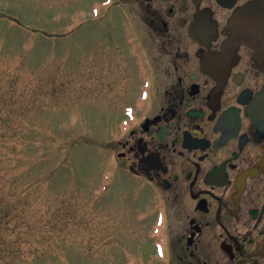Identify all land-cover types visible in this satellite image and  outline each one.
Masks as SVG:
<instances>
[{"label":"flooded vegetation","instance_id":"1","mask_svg":"<svg viewBox=\"0 0 264 264\" xmlns=\"http://www.w3.org/2000/svg\"><path fill=\"white\" fill-rule=\"evenodd\" d=\"M59 2L77 5L67 34L87 20L104 49V108L119 113L93 139H106L105 192L125 179L127 254L264 264V0ZM256 4L247 37L232 39L230 20Z\"/></svg>","mask_w":264,"mask_h":264},{"label":"rangeland","instance_id":"2","mask_svg":"<svg viewBox=\"0 0 264 264\" xmlns=\"http://www.w3.org/2000/svg\"><path fill=\"white\" fill-rule=\"evenodd\" d=\"M3 4L12 15L0 16V160L14 159L9 194L21 192L25 214L0 234V264H138L122 235L125 179L103 193L109 153L106 139H93L119 113L104 108V49L89 43L96 33L84 18L67 34L74 21L61 19L76 4Z\"/></svg>","mask_w":264,"mask_h":264},{"label":"trees","instance_id":"3","mask_svg":"<svg viewBox=\"0 0 264 264\" xmlns=\"http://www.w3.org/2000/svg\"><path fill=\"white\" fill-rule=\"evenodd\" d=\"M11 150H14V145L10 148V151ZM13 162L14 159L9 157L5 159L6 165H2L4 161L0 160V171H3V173L0 174V234L9 230V226L14 219H19V215L25 214L24 208H22L24 205L22 201L24 200H17L21 192L9 194L11 190H14L13 188L17 184V179L12 177L13 171L15 170ZM15 242H18L19 246L22 240H16Z\"/></svg>","mask_w":264,"mask_h":264},{"label":"water","instance_id":"4","mask_svg":"<svg viewBox=\"0 0 264 264\" xmlns=\"http://www.w3.org/2000/svg\"><path fill=\"white\" fill-rule=\"evenodd\" d=\"M255 8H258V5L251 6L250 8H246L243 12H240L239 14L235 15L230 20V27L233 30V37L232 39L238 40L241 37H247L249 33L248 24H249V14L248 11L254 10Z\"/></svg>","mask_w":264,"mask_h":264}]
</instances>
